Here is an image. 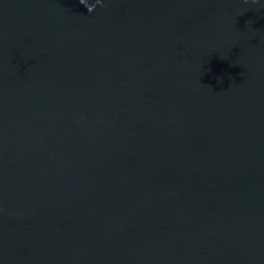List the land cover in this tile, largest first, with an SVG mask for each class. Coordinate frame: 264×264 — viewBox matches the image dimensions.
<instances>
[{"label": "water", "instance_id": "water-1", "mask_svg": "<svg viewBox=\"0 0 264 264\" xmlns=\"http://www.w3.org/2000/svg\"><path fill=\"white\" fill-rule=\"evenodd\" d=\"M0 264H264V0H0Z\"/></svg>", "mask_w": 264, "mask_h": 264}, {"label": "clouds", "instance_id": "clouds-1", "mask_svg": "<svg viewBox=\"0 0 264 264\" xmlns=\"http://www.w3.org/2000/svg\"><path fill=\"white\" fill-rule=\"evenodd\" d=\"M81 2L83 3V0H81ZM96 2L99 4V3H100V0H96ZM245 2H247V0H245ZM252 2L255 3L256 0H252ZM92 10H93L92 7H87V11H88V12H91Z\"/></svg>", "mask_w": 264, "mask_h": 264}]
</instances>
